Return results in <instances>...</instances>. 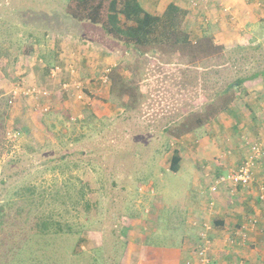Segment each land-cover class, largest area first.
I'll return each mask as SVG.
<instances>
[{"label": "rangeland", "instance_id": "rangeland-1", "mask_svg": "<svg viewBox=\"0 0 264 264\" xmlns=\"http://www.w3.org/2000/svg\"><path fill=\"white\" fill-rule=\"evenodd\" d=\"M65 3L0 0V111L6 109L7 113L0 130V203L25 186L33 189L37 203L30 210L29 204L24 205L17 216L12 209L22 203L12 198L14 204L7 207L9 213L12 208L11 216L0 225V264H146V247L175 246L186 240L187 229H195L189 217L197 223L209 220L217 231L213 219L201 215L186 218L187 209L202 201L192 183L199 172L201 177L205 171L214 175L211 160L220 162L219 158L232 156L237 148L231 142L242 133L244 146L255 142L264 149V140H260L264 137V78L243 82L235 90L239 102L234 107L224 108L219 96L226 82L264 70V18L257 16V26L247 24L240 32L245 19L239 15L238 22L231 10L225 12L224 30L218 26L204 29L211 35L219 33L222 39L229 34L223 55L190 63V57L181 51L159 54L155 60L148 55L134 57L98 26L88 25L90 31L100 32L104 42L89 35L83 38L88 26L76 24ZM70 36L81 40V48H72L64 59L52 61L54 49L72 40ZM257 44L260 49H253ZM86 50L92 63L86 57L81 65L78 59ZM123 62L124 77L132 80L135 98L118 97L117 89L110 94L108 82L101 83L100 74ZM90 64L97 75L88 80L91 87L83 91L81 100L75 98V90L69 94L59 89L65 72L81 77L88 74ZM55 68L60 74L51 80L47 73ZM72 80L82 86L87 81L86 77ZM31 89L36 92L28 93ZM6 98L13 102L5 108ZM31 105H36L34 110ZM42 107L49 111L44 113ZM253 112L261 117L255 116L254 122L247 116ZM185 116L207 121L177 136ZM246 122L250 126L245 127ZM254 133L259 137L247 138ZM174 149L179 155L184 153L177 172L170 170ZM207 156H211L210 164ZM231 164L227 163V172L235 170ZM253 174L251 186L244 188L252 190L251 206L238 207L243 216L240 225L229 228L238 230V235L231 237L226 232L222 247L230 248V241L243 246L252 228L259 223L264 226V201L258 200L264 184L254 185L257 169ZM188 194L194 201L186 209ZM220 196L234 206L227 185ZM216 206L214 201L213 209L208 210L212 217L219 214ZM252 207L260 211L262 220L251 214ZM37 216L54 222L53 233L31 228ZM252 219L257 221L254 227ZM214 234L211 230L212 241ZM241 236L246 239L241 241ZM216 251L218 248L214 257ZM235 264L248 263L239 259Z\"/></svg>", "mask_w": 264, "mask_h": 264}, {"label": "trees", "instance_id": "trees-1", "mask_svg": "<svg viewBox=\"0 0 264 264\" xmlns=\"http://www.w3.org/2000/svg\"><path fill=\"white\" fill-rule=\"evenodd\" d=\"M66 8L69 17L77 22L100 27L108 38L121 44L126 52H133L134 57L140 58L148 55L155 60L159 54L164 55L175 52L177 54L181 51L184 52L187 57L189 56L191 60L190 63H193L198 58L208 59L214 54L221 56L223 55L222 52L225 48L223 45L216 44L213 38L207 34H204L203 37L198 40H192L187 27L185 26V20L187 19L188 13L185 9L175 3H169L165 10L159 15L151 14L144 10L137 0H67ZM259 47L260 45L257 44L253 49L259 50ZM26 52L30 51L27 50ZM16 60L17 59H14L13 63H15ZM125 63L126 62H123L119 67H112L106 74L109 93L111 94V92L117 89L118 93L120 92L118 97L123 98L127 96L128 98H135L136 95L131 92L134 90V87L132 89L131 86L133 84L132 80L128 79V77H124L126 68ZM102 74L105 73L103 72ZM48 77H50V73ZM257 77L264 78V70L255 72L248 78L235 79L231 82H226L225 86H223L219 93L220 99L222 100V106L224 108L234 107L235 104L239 102L235 90L239 89L243 82ZM66 80H68L67 77L62 79V81ZM4 100L5 108L6 103L9 105L13 102V99L11 98H6ZM219 111L220 109L218 112ZM6 114V109L0 111V130L3 129ZM206 121L207 120H203L200 117L189 119L185 116V120L181 122L177 136L194 131L198 127H201ZM262 160H264V158L254 161L253 171L254 169H257L256 165ZM244 161L245 158L237 164L235 169ZM180 162L181 157L179 151L178 149H174L170 161V170L172 172H177ZM228 173L229 172L221 175L215 173L214 175H211L207 171L204 172V176L201 177V182L204 183L201 185V195L205 198V200L203 199L204 202L211 198H214L215 200L219 195V193L212 194L208 191L209 183H211L216 177L226 176ZM261 175L264 178L263 172ZM2 182H4V180ZM21 191L24 193L21 194ZM12 198H15L13 200H18L22 203L21 207L15 209L11 208L13 214L17 216H21L25 207L24 205L29 204V210L32 205H37L32 188L25 186L20 189H15L12 196L4 199L2 203H0V225L5 218L8 219V217L11 216V209L9 213L7 210L9 208L7 207L14 204ZM229 198H233V196H229ZM40 202L41 201H39V203ZM187 217H189V215H187L186 218ZM189 219L191 220V218H188V220ZM11 222V224H16L14 221ZM53 225H55L54 222L47 220L46 217L41 219L37 216L35 217L31 228L33 230L44 231L48 235L53 233V231L50 230ZM214 225L220 226L217 222H215ZM56 231L57 230H54V232ZM1 241L2 240H0V242Z\"/></svg>", "mask_w": 264, "mask_h": 264}, {"label": "crops", "instance_id": "crops-1", "mask_svg": "<svg viewBox=\"0 0 264 264\" xmlns=\"http://www.w3.org/2000/svg\"><path fill=\"white\" fill-rule=\"evenodd\" d=\"M138 3L142 6V8L144 10H146L147 12L151 13V14H155V15H159L161 14L166 6L169 3H175L178 6H180L181 8L185 9L187 11V19L185 20V26L187 27V30L189 32L190 37L191 36H195V38L198 40L201 37H203V35L206 33H208V35L210 37L213 38L214 42L216 44H224L223 46H226V44L230 41L229 39H225L226 37H229V34L225 36V38H220V34L217 33L214 34L212 33L209 34V32H205L204 29H209V27H219V28H225L223 21L225 20L226 14L223 13V8L222 7H226L229 10L232 11V15H236L237 16V20L238 22L240 21L239 15H242L241 18H243V20L246 22L244 26H242V28L240 27V32L244 31L246 28V25L248 24L249 26H251L252 28H254L255 26H257V18H264V0H253L250 3H247L248 0H244L245 3L241 2L242 0H219V2L214 1V0H199L198 6L196 7H192L191 6V0H137ZM67 4V0L66 3ZM65 9H66V5H65ZM258 16V17H257ZM236 21V20H235ZM234 21V23H235ZM76 24L79 25H85L86 27L89 24L86 23H81V22H77L75 21ZM90 26H94V25H90ZM248 26V27H249ZM232 27V26H231ZM250 27V28H251ZM233 28V27H232ZM250 28H248L250 30ZM88 31L87 33H85L86 35H83V38H86L85 36H92V38L96 41H100V42H104V38L101 39V34L100 32H94V31H90V27L88 26ZM247 29V30H248ZM84 31H86L85 29H83ZM236 31V30H235ZM101 35H99V34ZM236 34V33H235ZM55 38H58V36H55ZM67 38V36L65 37ZM192 38V37H191ZM194 38V39H195ZM237 39L240 38V36L237 33L236 36ZM70 41L66 42L63 46H57L54 49V54H55V58L52 61H56L57 59H64V57H62L63 55H67L68 50H71L72 48H81V40H75L77 38L70 36ZM110 39V38H109ZM195 39V40H196ZM112 40V39H111ZM242 40V39H241ZM244 40L240 41L241 44ZM77 42V43H75ZM80 45H79V44ZM96 42L93 43L94 46H97L95 44ZM87 44H91L88 43ZM84 45V43H83ZM66 48V49H65ZM91 49V48H90ZM89 50H86V53H83L80 59H78V63L82 65V63L84 62L83 60L86 59V57L88 58V62L92 63V61H90V54L88 53ZM81 52V50L79 51ZM50 55L53 56V53H50ZM88 55V56H87ZM103 59H105V63H109L107 56H102ZM83 59V60H82ZM93 59V58H91ZM80 60H82L80 62ZM89 66H92V64H90ZM84 67H88L87 65H84ZM111 67V64H110ZM92 67H88V74H81V77H76V75L72 76V73H68L66 74V72L64 73V76L67 77L69 82H72V79H76V78H82V77H86L87 81H82L83 82V89L85 90V92H87V86L91 87V85H88V80H90L93 76L96 77L97 73L96 71L94 72L92 70ZM50 73V72H49ZM48 73V75H49ZM77 74H80L77 73ZM94 74V75H92ZM47 75V77H48ZM70 76V78H69ZM88 77V78H87ZM72 78V79H71ZM52 84V83H51ZM32 109L34 110V108L36 107V105H31ZM76 109H79L76 108ZM259 110V107H258ZM255 112V111H254ZM253 113H249L248 116V120L251 121L252 118V122H254L255 120V116H257V118H261L260 115L258 114H254ZM256 121V120H255ZM243 126V124L238 123L237 122V126ZM245 127H248L250 125H248V123L246 122L244 124ZM261 130V129H260ZM242 136H245L243 133L240 136H237L236 142H231L236 144V148L234 153L232 156H228V157H221L220 162H217L216 159L211 160L213 161V164L211 165V161H210V157L211 156H207V162L210 164V167L213 168L211 170H213L215 173H217V175H221L227 172L226 170V166L227 163L231 164V165H235L237 166L238 163H240V161L242 159H244V157L246 158L248 155V151L249 149L243 145V141L246 139L242 138L240 139ZM258 136H256V133H254V136H248L247 138H253L256 139ZM263 139L264 137H260V140ZM255 143V142H254ZM263 143V141H262ZM252 144V143H249ZM235 146L233 145L231 148H234ZM244 147V149H243ZM200 156H204L205 152L201 151L202 149H200ZM210 152V151H209ZM221 153V152H220ZM184 154L181 152V155ZM180 155V157H182ZM257 172L259 173L257 175V179L254 183V185H259V184H264V178L262 177L261 173L262 171H264V160L260 161L257 165ZM200 173V172H199ZM197 173L194 176L193 179V185L192 187L195 189V192H197L200 196V198L202 197V201L199 205L194 206L192 208L187 209L190 206L191 201H194L192 199V197L188 194L187 195V200H186V205L185 208L187 206V211L186 212V216L187 215H194V217H196V215H201L204 216L207 219H213L214 220V224L215 222L219 223L220 226H218V230L215 231L212 227V234L215 232L216 236L214 234L213 236V241H212V249L210 251V256L212 259L211 264H235L236 261H238L239 259H243L245 262H247L248 264H264V261H260V260H264V226L258 224L257 227L252 228L253 230L251 231L250 229V234H249V238L247 239V241L245 242V244L243 246H241L240 243H236L232 246H230V248L228 246H224L225 244H223V247L221 246L220 243H223L221 241L225 240L226 235H228L226 232L230 233L231 237H237L238 235V230H234V231H230L229 228H233V229H238L239 225H240V219L243 216H240V213L242 212L243 208L249 207L251 206V203L249 202L251 197H250V192H252V190H248L239 187L237 192H239V195L237 193L236 198L235 196L233 198H235V203H233L234 206H230L228 199L227 198H219V195L217 198H215V202L217 203L216 208L219 210V214L214 215V217H212L213 215L210 214V212L207 209V201L204 202L205 198L201 195L202 193V187L201 185L204 184L203 182H201V176L200 174ZM253 185V186H254ZM261 189H263L262 187H260V191ZM254 193V192H253ZM252 193V194H253ZM204 199V200H203ZM231 200V198H230ZM195 205V204H193ZM238 207H241L242 209H238ZM251 214H256L255 216H260V211L257 210L255 207L251 208ZM184 215V214H183ZM232 216H237V218L239 220H233L234 217ZM191 218V217H189ZM261 219V218H260ZM262 220V219H261ZM260 220V222H261ZM236 226V227H235ZM196 233L197 230H192V229H187L186 232V240L182 241V239L180 240V242H178V244H176L175 246L172 244L171 246H166V247H162V246H149L146 247L145 252L148 253L149 255V259L145 260L146 264H198L197 263V258L195 257V255L193 254L192 247H193V243H195L196 241ZM226 233V234H225ZM234 234V235H233ZM194 239V242L193 239ZM210 239L212 240L211 236ZM214 239H217V242L214 241ZM243 241V240H241ZM187 247H189V249H187ZM244 249H241V248ZM218 248L219 251H216V255L214 257V249ZM146 253V254H147ZM249 260V261H247Z\"/></svg>", "mask_w": 264, "mask_h": 264}, {"label": "built area", "instance_id": "built-area-1", "mask_svg": "<svg viewBox=\"0 0 264 264\" xmlns=\"http://www.w3.org/2000/svg\"><path fill=\"white\" fill-rule=\"evenodd\" d=\"M219 1V0H214ZM199 0H191V6L196 7L198 6ZM223 8V13L228 12L229 9L226 7ZM57 68L50 70V77L54 78L60 72L57 73ZM71 72V71H70ZM105 74H101V83L106 84L107 78L106 74L107 71H104ZM73 74V73H72ZM58 87L61 91L67 92L70 94L72 90H75V98L77 100H81L84 96L83 94V86L82 83L77 81H60L58 83ZM34 94L36 91L34 89H31V91H28V93ZM42 111L45 113L49 111L48 108H41ZM40 109V110H41ZM79 118V116H75ZM72 120V117H70ZM259 144V143H258ZM257 143H252L249 145V153L247 157L245 158V161L239 165L235 170L230 171L226 176H218L211 183H209L208 191L212 194L221 192V189L225 188L227 185V189L231 196H234V194L237 192L238 188H249L254 181V174H253V167H254V161L260 160L264 158V149L261 147V144L258 145ZM261 195H258V200L264 201V189H261L260 191ZM214 198H211L207 200V209L211 211L214 207ZM197 219H191L189 223H192V226L195 228L194 230H197L196 233V241L195 244H193V254L198 259V264H211L212 259L210 256V251L212 249V240L210 239V232L212 230V225L209 223V220L202 223H197L199 221H194ZM256 219L250 220V223L252 224V227L256 225ZM193 230V229H192ZM246 237L241 236V240H245ZM237 243V242H236ZM233 241H230V244L234 245L236 244Z\"/></svg>", "mask_w": 264, "mask_h": 264}]
</instances>
